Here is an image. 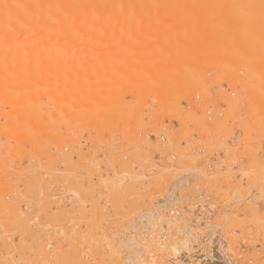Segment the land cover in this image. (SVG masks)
<instances>
[{
	"label": "rangeland",
	"instance_id": "374dc122",
	"mask_svg": "<svg viewBox=\"0 0 264 264\" xmlns=\"http://www.w3.org/2000/svg\"><path fill=\"white\" fill-rule=\"evenodd\" d=\"M100 1L130 32L88 30V51L76 39L89 82L0 79V260L196 264L186 197L217 190L236 264H264V0ZM13 30L4 43L27 32ZM180 67L172 94L159 75Z\"/></svg>",
	"mask_w": 264,
	"mask_h": 264
},
{
	"label": "bare ground",
	"instance_id": "6f19581e",
	"mask_svg": "<svg viewBox=\"0 0 264 264\" xmlns=\"http://www.w3.org/2000/svg\"><path fill=\"white\" fill-rule=\"evenodd\" d=\"M84 1L85 0H64L63 3L60 4L59 0H0V30H2L0 32V37L2 38V40L0 41H3V43L0 42V69L2 70V71L0 70V72H2L0 73L1 75L0 79L3 78L2 81L6 80L7 82H16L15 80L18 79V76L15 75L16 79L14 81H12L13 77H11L12 75L14 76L15 74L14 72L16 70L17 75L21 76L17 82H24L23 84H25V82H28V83L31 82V84H29L28 87L32 85V82L34 83L38 82L39 85L41 84L40 82H89L87 74H85V72L83 74L81 73V75H83L82 77L80 75L81 79L77 78L78 74H76V71H75L76 68L73 66L76 60L75 59L76 58L75 48L77 49V46L79 43L77 41L80 40L81 48H84L85 49L84 51H88L89 50L88 47H90L91 45L89 44L91 42H89L88 33L91 30H95L94 32L96 34H100L106 31V30L104 31L106 27H109V29L113 33L115 31H116L115 33H117V31L121 32L123 31L122 28H124L125 30L126 28L124 27V24L122 23L123 18L121 19L119 14L116 13L115 11L119 7H116V8L111 7L108 4H103V2L100 0L99 2H97L98 0H95L96 1V3H94L95 6L93 7L91 6V7H88V9L83 10ZM90 2L92 1H89V3ZM120 3L121 2H119V5ZM96 11H98L99 13V15L97 14L98 15L97 17H99V19L96 22H94L92 19H90V17H92L91 15ZM130 12H133V11H130ZM134 17H135V14L129 13L125 16V21H127L128 23V21H130ZM94 18L96 19V17ZM5 20L10 21L9 26L8 24L6 25V23H3ZM12 20H14V23H15V24L14 23L12 24L13 26H11ZM77 21L78 23H76ZM93 23L95 25L94 26L95 28L89 29V26L91 27ZM10 26L13 28L11 29ZM18 26L27 28V32L24 33L23 39L20 41L19 38L18 39L13 38L14 40L11 39L12 40L11 41L9 39V40H6L7 42L4 43L6 37L11 38V36H13L11 35L14 33L13 29L18 28ZM75 26L77 29L75 28ZM125 30L123 31V33L121 32L117 34H124V32L125 33L130 32V31L127 32L129 29H127L126 31ZM111 31L110 33H112ZM151 32L153 31L151 30ZM16 33H14L15 36H17ZM86 33L88 35H86ZM110 33H107V34H110ZM117 34H115V36H117ZM123 36H126V35L124 34ZM118 39L120 38L118 37ZM13 41L15 42L13 43ZM9 43H12V45H8ZM184 68L186 67L184 66ZM184 68L180 67L179 69L178 68L175 69L178 72L177 71L174 72L172 68H170L171 71L167 70L166 73L163 71V73L165 74L159 75L161 76L159 82H173V79L174 80L176 79L175 81L176 83L174 84L172 88V94H176L179 88L187 80L186 78L187 68L186 69ZM166 69H169V68H166ZM172 71L174 72V74H176L177 72L178 75L174 76ZM2 74L5 75L6 77L3 76ZM4 77L6 79H4ZM99 79H102V81L105 82L104 77L103 78L99 77ZM157 79H158V76H157ZM157 79L156 81H158ZM121 80L122 79L118 78V81L121 82ZM102 81L100 80L99 82H102ZM34 83L33 85H35ZM25 89L27 88H24L23 92L25 91ZM28 89L30 91V87ZM23 95H25V93H23ZM33 95L30 94L29 92V95L25 96L27 98L26 102L30 100V102H27V103L33 102L30 99L32 98L31 96ZM28 97L30 98L28 99ZM37 103L41 104V102H36L35 104ZM36 106L38 105L34 106V103H33V106H32L33 108H31L29 105L27 108L30 107L31 109L30 108L29 109L32 111L35 108L34 112H36L39 108H41L40 105H39V108H37ZM40 110L41 109H39V111ZM39 111H37L35 115L37 113L40 114L41 112ZM27 112L29 113L30 111L29 110L27 111L26 109L25 114ZM39 118L41 117L39 116ZM32 128H33V125H32ZM176 251H177V254L180 252L178 250ZM198 261L199 262L197 263L200 264V260Z\"/></svg>",
	"mask_w": 264,
	"mask_h": 264
},
{
	"label": "built area",
	"instance_id": "2783aa9c",
	"mask_svg": "<svg viewBox=\"0 0 264 264\" xmlns=\"http://www.w3.org/2000/svg\"><path fill=\"white\" fill-rule=\"evenodd\" d=\"M216 158L217 156L214 157V160ZM208 167L214 168L212 163H209ZM189 181L193 182V179L190 178ZM216 192L217 190L212 192L200 190L196 193V196L188 193L184 212L194 216L190 219V227L200 231L196 247L201 263L236 264L241 259L242 250L236 252V247L224 234V227L212 222V219L218 215L223 207L222 202L217 200ZM196 198L197 202H195ZM256 247L260 248L258 244H256Z\"/></svg>",
	"mask_w": 264,
	"mask_h": 264
},
{
	"label": "crops",
	"instance_id": "0c3cea01",
	"mask_svg": "<svg viewBox=\"0 0 264 264\" xmlns=\"http://www.w3.org/2000/svg\"><path fill=\"white\" fill-rule=\"evenodd\" d=\"M26 209H27V208H26L25 206H22V211H23V212L26 211ZM18 239H19V238H16V241H18ZM1 252H2V257H1L0 262H2V264H4L3 262L6 261V255H4V254L8 253L9 251H7L6 248H3Z\"/></svg>",
	"mask_w": 264,
	"mask_h": 264
}]
</instances>
